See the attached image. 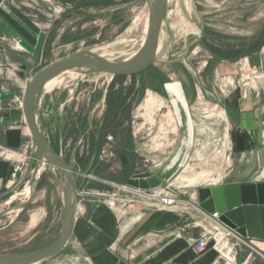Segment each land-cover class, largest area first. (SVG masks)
<instances>
[{"label": "rangeland", "instance_id": "rangeland-1", "mask_svg": "<svg viewBox=\"0 0 264 264\" xmlns=\"http://www.w3.org/2000/svg\"><path fill=\"white\" fill-rule=\"evenodd\" d=\"M3 1L22 12L44 33L36 58L24 53L13 38L0 39L8 44L6 48L0 43V69L25 79L34 78L47 66L80 51H97L113 61H124L144 41L143 24L148 11L145 0H101L104 6H88L98 2L95 0H0V6ZM168 1L169 14L159 57L170 61L181 59L188 44L190 52L182 62L152 65L136 78L123 79L122 84L107 75L75 74L73 80L66 75L60 78L61 85L44 95L45 121L57 133L55 119L67 117L62 124L66 133L76 122L79 126L82 122L93 126L102 122L108 110L110 89L115 92L121 87L125 90L137 86L138 98L130 115L116 133L107 134L102 146L109 150L108 159L72 163L80 171L77 219L87 221L84 223L94 224L95 211L101 206L118 214L133 204L144 210L157 208L155 200L123 193L115 185L126 186L127 175L147 172L160 175L161 169L174 161L177 164L164 176L165 183L179 169L182 172L168 184L163 196L180 201L177 212L188 211L192 201L199 202L201 190L226 183L264 182V140L258 145L247 142L245 149L237 150L234 139L244 133L239 130V117L233 115L235 108H232L242 96L246 103L247 88L254 86L255 96L264 105V89L260 88L264 86L260 83L264 82V71L244 63L239 65L237 78L232 82L229 76H219L216 70L219 60L235 63L264 52V0ZM10 80L3 85L11 86ZM181 97L182 103L178 100ZM110 136L113 142L108 141ZM81 140L85 142L81 136L74 145L79 152L84 150ZM72 147V137H68L65 153L69 154ZM122 153L134 159L131 166L124 164ZM9 156L10 160H19L16 166L30 162L21 150L11 151ZM47 184L48 192L45 188L38 191L25 211L0 222V253L39 250L59 237L63 196L56 182ZM6 188H0V193ZM24 190L1 202L0 211L9 202L15 205L25 201ZM123 201H127V206L120 211ZM85 254L78 238L72 236L61 253L40 264H88ZM239 263L264 264V252L247 241L241 247Z\"/></svg>", "mask_w": 264, "mask_h": 264}, {"label": "crops", "instance_id": "crops-1", "mask_svg": "<svg viewBox=\"0 0 264 264\" xmlns=\"http://www.w3.org/2000/svg\"><path fill=\"white\" fill-rule=\"evenodd\" d=\"M43 35L44 33L22 12L8 2H2L0 6V39L13 38L23 48L24 53L30 55L31 58H36L40 54ZM0 43L3 42L0 41ZM4 45L7 48L8 44ZM7 50L9 53V49ZM217 63V74L229 76L230 80L234 82L237 78L239 65L244 63L252 64L264 71V52L259 51L240 62L232 63L219 60ZM32 78L30 76L25 79L22 75H11L0 69V188L11 185V174L19 161L17 159L10 160V152L21 150L25 154L29 153L33 142L23 111L25 89ZM10 79L13 80V84L4 86V82ZM260 83L264 84L263 81ZM254 87L247 88L249 96L246 103L243 102L244 97L242 96L237 104H233L232 108H235L233 115L239 117L240 127L243 113L254 114L259 133L257 141H254L249 132L244 131L242 127L239 130L247 136L248 142L258 145L261 139L264 140V105H261L259 98L255 96ZM260 88L264 89V86ZM182 98L184 97L178 99L180 103L183 101ZM185 98L184 100L188 103L187 97ZM77 109L75 107L74 110ZM43 114L45 115L44 111ZM181 117L183 121L184 118L182 115ZM64 119L59 116L55 119L57 126L55 132L57 133L52 132L50 124L46 122L47 135L51 141L62 142L58 131L62 130ZM187 120L189 122V117ZM88 125L92 126L89 123ZM174 163L176 161L166 169H161L160 175L153 172L152 174L165 182L164 176H167V173L176 166ZM235 184L245 183H226L225 185ZM160 191H162L160 193L164 192ZM123 193L140 198L137 193ZM150 193L154 192L150 191ZM120 203L121 211L127 206V201ZM192 204L193 206L186 212L164 210L159 207L144 210L142 206L133 204L129 206V210H124L120 214L112 213L107 206H101L95 211L92 220L94 224L76 220L73 236H76L85 248L84 259L88 261V264H224L213 250H208L203 254H198L194 250L192 242L200 236L201 232L198 223H209L211 213L203 211L198 200L192 201ZM251 240L258 249L264 252V239Z\"/></svg>", "mask_w": 264, "mask_h": 264}, {"label": "water", "instance_id": "water-1", "mask_svg": "<svg viewBox=\"0 0 264 264\" xmlns=\"http://www.w3.org/2000/svg\"><path fill=\"white\" fill-rule=\"evenodd\" d=\"M145 2L149 12L147 32L141 48L131 57L124 61H113L97 51H80L42 69L28 83L23 98V111L33 139L34 155L24 171L19 173L18 181L0 193V203L19 194L27 186L32 189V193L25 201L1 210L0 222L10 215L20 214L35 201L42 174L49 168L63 196L62 228L59 237L47 247L25 253H0V264H40L52 259L67 247L74 233L81 191L75 171L69 166L63 153H57L53 148L47 135V123L42 112L47 85L70 73L83 77H133L147 71L152 65H173L188 56L190 49L187 44L186 55L181 59L170 61L159 57L161 36L169 14V1ZM241 127L257 141L259 133L253 113L241 115ZM181 172L182 169H179L168 183L152 173H139L127 185L141 191H158L166 189ZM205 191L207 194H203ZM199 202L203 211L211 214L219 212L221 222L244 238L264 239V182L204 189L199 192Z\"/></svg>", "mask_w": 264, "mask_h": 264}, {"label": "built area", "instance_id": "built-area-1", "mask_svg": "<svg viewBox=\"0 0 264 264\" xmlns=\"http://www.w3.org/2000/svg\"><path fill=\"white\" fill-rule=\"evenodd\" d=\"M113 137H108L109 142H113ZM34 146L33 142L30 146V156L28 153H24V156L31 160L34 155ZM109 150L105 147L101 150L99 154V160L104 161L108 159ZM26 165H18L15 167L14 172L12 174V185L15 184L19 179V173L23 171ZM123 192L127 193H137L141 198L146 200L158 202V207L161 209H169L177 211L180 208V201H178L175 197L163 196L162 191H153L154 193H150V191H141L132 187L126 186H118ZM167 189V188H166ZM164 190L165 189H161ZM117 200V199H116ZM147 204V203H146ZM148 205V204H147ZM209 223L199 224L200 228V236L193 240L192 245L194 250L198 254H203L208 250H213L218 255L219 260L224 262V264H240L239 263V255L240 250L243 245L247 244V241L254 244L253 240L249 238H244L241 236L236 230L231 229L223 222H221V214L219 212H214L209 216Z\"/></svg>", "mask_w": 264, "mask_h": 264}, {"label": "flooded vegetation", "instance_id": "flooded-vegetation-1", "mask_svg": "<svg viewBox=\"0 0 264 264\" xmlns=\"http://www.w3.org/2000/svg\"><path fill=\"white\" fill-rule=\"evenodd\" d=\"M105 115L102 119V122H100L98 125H95V126H93V125L89 126L87 122H82V124L79 126L76 122V123H73L71 125V128L69 130L67 129L68 132H66V133H64L62 130H59L58 134L60 135L62 142L58 143V142L51 141L49 139L53 148L58 149L59 153L60 152L63 153V156L65 157L67 163L75 171L77 177H78V174L80 171H78L76 166L75 165L73 166V164H77L80 162L81 163L82 162H88V161L97 162L99 159V154L102 150V146H105V144H106L107 134L113 133V130L106 132V130L104 128L105 125H104L103 120L105 118ZM81 136L83 137L85 142L84 141L82 142V140H81V142H82L81 147H82V149L84 148V150L82 152H79V151H77L76 148H74V145L76 144L77 140H79V138ZM68 137L69 138L72 137V142H73V147L69 151V154L65 153L66 152L65 151L66 140ZM25 167H24V169H25ZM24 169H23V171H24ZM55 173H57V172H55ZM85 173H87V172H85ZM48 181H51L53 184H55V180H54V177H53L50 169L46 168L44 173L42 174V177H41V180L39 183V187H38V191L45 188L46 192H48V188L46 187V186H48V184H47ZM78 186H79V179H78ZM8 199L9 198H7L6 200H8ZM13 203L14 202H12V203L9 202V204L7 203L8 204L7 207L13 206L14 205Z\"/></svg>", "mask_w": 264, "mask_h": 264}, {"label": "trees", "instance_id": "trees-1", "mask_svg": "<svg viewBox=\"0 0 264 264\" xmlns=\"http://www.w3.org/2000/svg\"><path fill=\"white\" fill-rule=\"evenodd\" d=\"M95 1L98 2L94 4L90 3L88 4V6L105 5L101 0H95ZM216 56L219 57L218 55ZM137 76L138 75L133 76L132 78H136ZM125 78L127 77H115L114 82L119 81L120 84H122L123 82L122 80ZM137 97H138V90L136 85H132L130 89H125V90L121 87V89L115 92H112V89H110L107 95L108 110L103 120L105 125L104 128L106 132L113 130V133H116V131L123 126V122L126 120V117L130 115L134 107V101ZM234 140L237 150H243L246 148L248 142V138L246 135L244 134L237 135ZM55 150L57 151V153H59L58 149ZM121 157L123 158L124 164L131 166L134 160L133 158H131V156L122 153ZM127 176H126L127 178L126 182H128L131 178V175H129L128 177Z\"/></svg>", "mask_w": 264, "mask_h": 264}, {"label": "bare ground", "instance_id": "bare-ground-1", "mask_svg": "<svg viewBox=\"0 0 264 264\" xmlns=\"http://www.w3.org/2000/svg\"><path fill=\"white\" fill-rule=\"evenodd\" d=\"M148 22H149V12L147 11L146 12V15H145V18H144V32H145V34H146V32H147V28H148ZM172 26V25H171ZM188 32V31H187ZM163 40V34H162V36H161V41ZM70 76L68 77L70 80H73L74 79V73H70L69 74ZM67 82H69V81H67ZM63 82H62V80H60V79H57V80H54V81H52L51 83H49L48 85H47V87H46V92H49V91H51V90H53V89H55V88H57L59 85H61ZM175 165L177 164V163H174ZM164 191V190H163ZM31 193H32V189L29 187V186H27L26 188H25V190H24V195L28 198L30 195H31ZM203 194H207V192L205 191V192H203ZM17 214V213H16ZM13 218V217H12ZM101 219V218H100ZM100 236V235H99Z\"/></svg>", "mask_w": 264, "mask_h": 264}]
</instances>
